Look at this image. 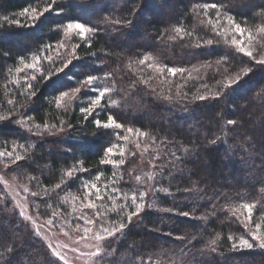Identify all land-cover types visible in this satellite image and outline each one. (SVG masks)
<instances>
[{
	"label": "trees",
	"instance_id": "1",
	"mask_svg": "<svg viewBox=\"0 0 264 264\" xmlns=\"http://www.w3.org/2000/svg\"><path fill=\"white\" fill-rule=\"evenodd\" d=\"M49 3L0 0V115L6 117L0 120V139L23 157L16 163L4 160L36 193L32 209L42 220L61 221L68 211L64 199L98 176L116 198L113 204L127 203L117 193L133 192L139 160L133 147L128 160L106 154L120 136L95 121L111 115L123 126L119 135L128 136L131 128L147 147L157 205L100 240L97 264H264V249L241 244L258 245L252 234L264 236V64L231 43L239 35L227 21L231 16L250 31L256 37L254 56L264 58V34L257 32L264 26V0H55L38 20L29 19L32 8ZM211 4L218 7L204 8ZM24 9L28 15L21 14ZM74 21L95 31L87 39H70L65 26ZM150 54L163 67L185 71L172 76L166 68L161 74L155 65L139 63ZM36 57L39 70L17 71ZM69 59L68 68L57 72ZM89 75L97 77L95 85L111 90L101 108L85 118L81 108L95 94L88 88L56 106L61 92L71 95ZM237 75L238 85L223 87ZM218 90L220 97L213 98ZM228 119L238 124L227 125ZM112 158L125 162L101 163ZM1 187L0 264H65L50 257L43 238L12 208ZM243 204L255 205L251 218ZM93 220L98 226L101 218Z\"/></svg>",
	"mask_w": 264,
	"mask_h": 264
},
{
	"label": "rangeland",
	"instance_id": "2",
	"mask_svg": "<svg viewBox=\"0 0 264 264\" xmlns=\"http://www.w3.org/2000/svg\"><path fill=\"white\" fill-rule=\"evenodd\" d=\"M89 34L90 33H88L87 36ZM67 36L71 39L73 38V36L77 35L68 34ZM77 37L80 38L79 36ZM236 39H241L240 35L236 37ZM244 42L245 45H248L247 32L244 34ZM63 47L68 46L64 45ZM149 56L152 57V60L148 61V63H152L153 65H155V68L159 64L160 67H163L162 63H159V59L157 56L153 54H150ZM97 88L103 89L94 84L91 89L95 92V94L85 100V104L83 105V107H87L91 98L97 95ZM98 113L100 115L102 111L99 110ZM107 119L108 118H97L96 120H100L103 123L106 122ZM112 129H115L118 133V136H120V139L117 143H115V145H120L123 147V156L128 160L130 158V152L131 150H133V147L135 150L132 154L135 156L138 155L139 160L138 165L132 172L133 174L131 181L135 186L133 192H131L130 194H126L125 197L124 195H122V192H119L120 190L117 191L119 193L115 191V193L120 195L119 198L126 200L129 205L128 207H124L123 210H120V204H113L112 199L109 198L112 197V192H109L108 186L104 184L103 181L100 180V178H91L89 180H86L83 186L79 188L76 193H72L66 199H64V203L68 207V211L64 217L59 218L60 220L62 219L61 221H56L54 219L42 220L32 209L30 201H32L34 196H32L33 192L30 189V185H28L26 181H20V179L10 171V164L6 160H4L5 157H0V186L3 187L1 188L8 195L7 199L10 200L12 208L19 213V215L24 219L26 223H28L31 230L35 234L43 238L49 251V255L52 259L61 260L65 264H97V255H95V253L101 251V243L99 242L100 240L97 239V236L106 235V233L103 232V227L112 228L114 225H118L120 222L128 224L127 215L129 212L134 210V206L131 203V197L134 193L138 197L142 192L146 193V195L144 196L142 201L143 211H141L138 216H134L132 219L140 220L144 213L150 207H156L157 205L155 196V190L158 189L157 186H155L154 189L155 172L154 168L148 164L149 161L147 160L146 156L147 147L141 146L142 144L139 143V140H137L139 139L138 136H140L139 133L136 131V133H134L133 131L132 133L135 136L131 133V138L129 132L128 136H123L119 135L120 128ZM121 131L123 130L121 129ZM125 136L128 137L127 140L123 139V137ZM5 144L6 142H3L0 139V152L9 151L10 148L4 146ZM137 144L140 145L139 148L136 147ZM116 151L119 152V148H117ZM112 157L120 159L119 155H113ZM137 176L140 177L139 181L136 180ZM149 176H151L152 179H149ZM92 184H96V186L99 188L100 194L104 197L102 200L96 198L95 190H92V194L88 195L89 189L86 188V186H90ZM26 188L28 189L27 191H25ZM89 202L94 203L96 207H86ZM137 202L139 203L140 201L138 200ZM95 215L101 218L102 223L101 221H99L98 226L95 224V222L86 223V221L88 220L94 221L93 218ZM49 221H52V223H49ZM92 224H94V235L92 236V238H90L89 233L92 230ZM86 229H89V231H86ZM75 231L78 234L87 235L88 237H85L87 239L83 240L84 238L77 239L75 237H72L73 235L71 234Z\"/></svg>",
	"mask_w": 264,
	"mask_h": 264
},
{
	"label": "snow or ice",
	"instance_id": "3",
	"mask_svg": "<svg viewBox=\"0 0 264 264\" xmlns=\"http://www.w3.org/2000/svg\"><path fill=\"white\" fill-rule=\"evenodd\" d=\"M55 3V0H52V3H49L47 4V6H45L42 10H38V8H32L31 9V15H29V19H31L32 21H36L39 19L40 16H42L44 13L50 11L52 8H53V4ZM218 6L216 4H211V5H204V8L207 9V8H217ZM22 15H28L29 14V9H24L23 10V13H21ZM227 21H228V24L232 25V30L235 31V33H237L238 35H240L241 39L237 40L235 38V36L232 37V40H231V43L233 45H235L238 49L239 52L243 53L244 55L248 56V57H251L255 60L256 63L258 64H264V58H259L257 59L254 54H253V50L252 48L255 47V44L253 43L255 40H256V37H254L252 35V33L250 31H248L247 29L243 28L240 26V24H237L235 23L234 19L231 17V16H228L227 17ZM219 22V21H217ZM16 23L18 24L19 21H16ZM117 23H120L119 21H117ZM126 23L128 24H131L132 21L131 20H128L126 21ZM209 23H211V20H209ZM95 29L85 25L84 23H81V22H69L66 24L65 26V32L69 35L71 34H75L77 36H79L81 39H87V34L88 33H91V32H94ZM176 31H183L182 29H176ZM247 32V40H248V45H251L252 47H249L248 45H245V42H244V34ZM257 32L260 33V34H264V26H261L257 29ZM223 31H221L220 33H218V35H223ZM207 44H211L212 43V40H208L206 41ZM64 45L61 44V47H63ZM260 48L261 49H264V43H261L260 44ZM75 52V48H73V53ZM23 59V58H22ZM52 57L51 56H48L47 57V60L49 62H52ZM152 60V57L150 56H145L143 59H141L139 61L140 64H146L148 61ZM41 63V58L40 57H36L34 62L32 63H24L23 67L22 68H18L17 71L18 72H22L24 71L25 69H32V70H39L38 69V65ZM72 63V60L69 59L67 60L66 62L63 63V67L61 68H58L56 69L57 72H63L66 68H68V66ZM148 67H153V64L152 63H148L147 64ZM165 68H166V71H167V74L169 75H172V76H175L177 73H183L185 70L184 69H181V68H175V67H160V66H156V70L157 72L163 74L165 72ZM251 71V69H247L245 71V74H247V72ZM41 77L45 80H49L51 79V76H45L43 74V72H41ZM32 80H35L36 79V76L33 75L31 77ZM97 80V77L96 76H93V75H89L82 83H81V86L80 87H77L75 89L72 90V94L70 95L69 92L67 91H64V92H61L59 97L56 99L55 103H56V106L57 107H60L61 106V103L65 100V98H68V99H74L75 98V94L76 93H79L81 91V88H88L89 90H91L92 86L95 84V81ZM239 84V75H237L236 78L234 79H230L226 85H224L223 87L224 88H231L233 87V85H238ZM28 88H32V85L31 83H29L27 85ZM111 90L107 87L103 88V89H99L97 88L96 89V92H97V95H95L93 98H91L89 104L87 107H83L81 108V111L83 113L86 114V117L87 118V115H91L95 110H97L98 108H101L102 107V100L105 98L106 94L109 93ZM35 91H33L31 93L32 96H35ZM221 93L220 91L218 90L217 93L215 94V96L213 98H216L218 99L220 97ZM208 97L206 96H200L199 99L200 100H204V99H207ZM9 103H11V101H9ZM110 103L112 105H115L117 103V101L115 100H111ZM6 119L5 116H2L0 115V120H4ZM96 123V126L99 128V127H103L105 129L107 128H122L123 126L120 124V123H117L116 120L114 119L113 116L109 115L108 116V119L106 122H101L100 120H96L95 121ZM226 124L227 125H237L238 122L236 120H232V119H228L226 121ZM39 127V126H37ZM48 125H45V128H47ZM55 127V126H53ZM127 131L129 133H132L133 132V129L129 128L127 129ZM123 139L127 140L128 137H123ZM219 139V137H217L216 139H214L212 141V143H216L217 140ZM137 148L140 147L139 144L136 145ZM119 148V152L116 151V149ZM105 152L106 154L111 157L113 155H120V156H123L124 155V149L122 146L120 145H114L112 147H108L107 149H105ZM8 157V158H11L10 159V162L11 163H16V161H19L21 159H23L22 156L20 155H15L14 156V153L11 152V151H8V152H0V157ZM124 160L121 159L119 161H115L113 159H104L101 161V163L103 164H117V165H122L124 164ZM72 173H73V170H69L66 175L71 177L72 176ZM149 179H152L151 176L148 177ZM97 179H99V176L97 177ZM136 180L139 181L140 180V177L137 176L136 177ZM57 188H60L61 185H57L56 186ZM86 188L89 189L88 191V195H91L92 194V190H95V195H96V198L97 199H103L104 197L100 194V190L99 188L96 186V184H92L90 186H86ZM28 189L26 188L25 191H27ZM107 190V189H106ZM32 195H36V193H32ZM126 197V194H122ZM146 195V193H140L139 194V197L134 193L131 197V203L132 205L134 206V210H132L131 212L128 213L127 215V222L128 223H131L132 222V218L134 216H138L139 213L141 211H143V198L144 196ZM110 199L113 200V202L115 203V197H109ZM140 201L139 203L137 201ZM86 207H89V208H94L96 207L94 203L92 202H89ZM124 207H128L127 203L123 204V205H120V210H123ZM243 209H245L248 214H249V218H251V212H252V209L255 207V205L253 204H243L241 206ZM235 209L233 210V214H235ZM183 215L187 216L189 215L188 213H183ZM98 216H99V213H98ZM94 221L92 220H88L86 221V223H93ZM49 223H52V221H49ZM126 224L124 222H120L118 225H114L112 228H108V227H103V232L106 233V235H98L97 236V239L98 240H107L108 237H113L115 236L117 233L119 232H122L125 228H126ZM257 229H259V225H256ZM86 231H89V229H86ZM252 240L253 241H258V245H254V243H250L248 240H242L241 241V244L244 248H247V249H251L253 248L254 246H258L262 249H264V236H259L257 235L256 233H253L252 234ZM235 247V245H234ZM95 255H99V252L95 253Z\"/></svg>",
	"mask_w": 264,
	"mask_h": 264
}]
</instances>
